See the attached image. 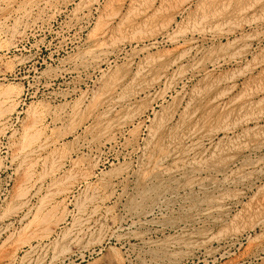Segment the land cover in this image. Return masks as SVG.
<instances>
[{
  "label": "rangeland",
  "instance_id": "374dc122",
  "mask_svg": "<svg viewBox=\"0 0 264 264\" xmlns=\"http://www.w3.org/2000/svg\"><path fill=\"white\" fill-rule=\"evenodd\" d=\"M262 220L264 0H0V264H264Z\"/></svg>",
  "mask_w": 264,
  "mask_h": 264
},
{
  "label": "bare ground",
  "instance_id": "6f19581e",
  "mask_svg": "<svg viewBox=\"0 0 264 264\" xmlns=\"http://www.w3.org/2000/svg\"><path fill=\"white\" fill-rule=\"evenodd\" d=\"M211 17V16H210ZM202 18V17H201ZM102 48V47H101ZM225 58V57H224ZM162 66V65H161ZM168 68V67H167ZM142 69V68H141ZM159 69H161V68H159ZM145 70V69H144ZM153 72V71H152ZM143 72H139L138 71V73H137V77L136 78H138V77H140V76H142L143 74H142ZM163 75V74H162ZM160 78V77H159ZM174 79V78H173ZM131 80H132V78H131ZM176 82V81H175ZM121 84H123L122 83V81H115L114 83H113V85L112 86H119V85H121ZM139 86V85H138ZM113 89V88H112ZM111 90V88L110 89H108L106 92V94H108L109 93V91ZM112 91V90H111ZM103 93H104V91H102ZM103 95V94H102ZM111 99V98H110ZM116 99V98H115ZM117 99H119V98H117ZM214 99V98H213ZM236 99V98H235ZM120 100V99H119ZM102 101H104V100H102ZM106 101V100H105ZM110 101H112V100H110ZM108 102V101H107ZM188 105V104H187ZM186 105V106H187ZM104 106H105V104H104ZM110 107V111H112L113 109H114V105H113V103L109 106ZM107 108H108V106H107ZM182 110V109H181ZM109 114V113H108ZM194 114V113H193ZM248 117V116H247ZM174 122V121H173ZM34 125V124H33ZM176 127H177V125H176ZM193 128V127H192ZM199 129H201V128H199ZM193 131V130H192ZM199 132V131H198ZM154 133V132H153ZM172 133H173V131H172ZM197 133V132H196ZM204 133V132H203ZM155 134V133H154ZM185 134V133H184ZM26 135V134H25ZM194 135H195V132H194ZM35 136V135H34ZM158 136V135H157ZM191 136V135H190ZM196 137V136H195ZM195 137H193V141H192V143H191V145L190 146H188V147H185V148H187V150H186V153L188 154V153H190V152H192V151H195L197 148H198V146H199V141H198V139L197 138H195ZM230 137V136H229ZM30 138H32V137H30ZM153 138V137H152ZM178 138V137H177ZM155 141V140H154ZM158 141H159V138L155 141V145L154 146H156V143H157V145L159 146L160 145V143H158ZM86 142V141H85ZM179 142V141H178ZM208 142V141H207ZM149 143H150V141H149ZM213 143V142H212ZM29 144V143H28ZM165 144V143H164ZM167 144V143H166ZM188 144V143H187ZM177 146V145H176ZM216 147V146H215ZM39 149V148H38ZM171 149V148H170ZM167 150V149H166ZM221 150V149H220ZM165 151V150H164ZM179 151V150H178ZM182 151H184V150H182ZM199 151V150H198ZM197 152V151H196ZM32 153V152H31ZM31 153H29V154H31ZM33 154V153H32ZM173 154H174V156H176L177 158H179V159H181V157H178L177 156V154H179L178 152H176V151H174L173 152ZM181 155V154H180ZM184 155V154H183ZM215 155V154H214ZM201 156V155H200ZM199 156V157H200ZM204 157H206V156H204ZM209 157V156H208ZM161 158V157H160ZM213 158V157H212ZM157 159H159V158H157ZM162 159V158H161ZM178 159V160H179ZM183 159V158H182ZM182 159H181V161H182ZM206 159V158H205ZM160 160V159H159ZM176 160V159H175ZM201 160H203V159H201ZM156 161V160H155ZM23 162V161H22ZM202 162V161H201ZM150 163V162H149ZM148 163V164H149ZM199 163V162H198ZM197 163V164H198ZM215 163V162H214ZM158 164V163H157ZM154 165H155V163H154ZM199 165H201V164H199ZM34 166V165H33ZM163 166H164V164H163ZM162 166V167H163ZM203 166V165H202ZM233 166V165H232ZM157 167H159V166H157ZM179 167V166H178ZM229 168V167H228ZM209 169V168H208ZM235 169V168H234ZM152 170V169H151ZM164 170V169H163ZM172 170V169H171ZM203 170V169H202ZM173 171V170H172ZM193 171H195V170H193ZM198 172V171H197ZM165 173V172H164ZM25 174V173H24ZM222 174V173H221ZM184 176V175H183ZM197 176V175H196ZM194 176L193 178H192V180H193V184L194 185H198V184H200V180H199V177L197 176ZM27 177V176H26ZM196 177V178H195ZM25 178V177H24ZM30 178V177H29ZM142 178V177H141ZM163 179V178H162ZM240 179V178H239ZM24 179H22V181H23ZM29 181V180H28ZM227 183V182H226ZM193 184H191V185H193ZM214 184V183H213ZM222 184V183H221ZM229 184V183H228ZM19 185V184H18ZM201 185L202 184H200V187H201ZM215 185V184H214ZM210 186V185H209ZM212 186V185H211ZM221 186V185H220ZM181 188V187H180ZM207 188V187H206ZM214 188V187H213ZM221 189V188H220ZM227 189V188H226ZM230 189V188H229ZM189 190V189H188ZM179 191V190H178ZM178 191H177V193H178ZM208 191V190H207ZM217 192V191H216ZM174 194V193H173ZM186 194V193H185ZM175 195V194H174ZM210 195V194H209ZM256 195V194H255ZM166 196V195H165ZM172 196V195H171ZM177 196V195H176ZM179 196H181V195H179ZM44 197V196H43ZM225 197H227V193H226V191H225V189L223 190V191H220V192H217V193H213V195L211 194L210 195V198H211V200H213V201H215L216 203H218V204H220L221 205V203H222V200H223V198H225ZM208 198V197H207ZM171 199V198H170ZM209 199V198H208ZM141 200V199H140ZM151 201V200H150ZM163 201V200H162ZM184 201H186V200H184ZM188 201V200H187ZM189 202V201H188ZM226 202V201H225ZM83 203V202H82ZM93 203V202H92ZM206 203V202H205ZM25 204V203H24ZM40 204V203H39ZM123 204V203H122ZM179 205V204H178ZM191 205V204H190ZM182 206V205H181ZM236 206V205H235ZM158 207V206H157ZM189 207H191V206H189ZM188 207V208H189ZM220 207V206H219ZM218 205H213V204H205V206H203V207H201V209L199 210L200 212H199V215L201 216V217H203L204 215H207V214H209V213H212L213 211H217L218 210ZM64 208V207H63ZM159 209V208H158ZM185 209V208H184ZM197 209V208H196ZM81 211V210H80ZM151 212V211H150ZM160 212V211H159ZM27 213V212H26ZM37 213V212H36ZM108 213V212H107ZM147 213H148V211H147ZM146 213V214H147ZM198 213V212H197ZM217 213V212H216ZM50 214V213H49ZM64 214V213H63ZM106 214V213H105ZM150 214V213H149ZM163 214V213H162ZM153 215H154V213H153ZM87 216V215H86ZM145 216V215H144ZM164 216V215H163ZM194 216H196V215H194ZM227 216V215H226ZM36 216H34L33 218H35ZM48 217V216H47ZM197 217V216H196ZM215 217V216H214ZM37 218H38V216H37ZM99 218V217H98ZM220 218H221V216H220ZM224 218V217H223ZM222 218V219H223ZM45 219V218H44ZM122 219V218H121ZM77 220V219H76ZM81 220V219H80ZM147 220V219H146ZM203 220H205V219H203ZM34 221V220H33ZM199 221V220H198ZM262 221H264V220H262ZM42 222V221H41ZM48 222V221H47ZM46 222V223H47ZM85 222H87V221H85ZM85 222H83V223H85ZM126 222V221H125ZM225 222V221H224ZM44 223V222H43ZM119 223V222H118ZM187 223V222H186ZM185 223V224H186ZM193 223V222H192ZM223 223V222H222ZM145 224V223H144ZM209 224V223H208ZM261 224V223H260ZM26 225V224H25ZM54 226V225H53ZM56 226V225H55ZM140 226V225H139ZM187 227V226H186ZM228 227V226H227ZM89 228V227H88ZM189 228V227H188ZM74 229V228H73ZM185 232L187 231V229L184 227V228H182ZM223 229H225V228H223ZM238 229V228H237ZM82 230V229H81ZM89 230V229H88ZM52 231V230H51ZM43 232H45V231H43ZM49 232V231H48ZM80 232V231H79ZM220 232V231H219ZM239 232V231H238ZM173 233V232H172ZM191 233V232H190ZM194 233V232H193ZM207 233H209V232H207ZM78 234V233H77ZM184 234H186V233H184ZM183 234V235H184ZM189 234V233H188ZM187 234V235H188ZM201 234V233H200ZM205 234V233H204ZM212 234V233H211ZM225 234V233H224ZM168 235V234H167ZM192 235V234H191ZM77 236V235H76ZM203 236V235H202ZM215 236V235H214ZM172 237V236H171ZM170 237V238H171ZM186 237V236H185ZM76 238V237H75ZM30 240V239H29ZM29 240H27V241H25V243H29ZM143 240V239H142ZM178 240H179V238H178ZM181 240V239H180ZM187 240V239H186ZM199 240V239H198ZM197 241V240H196ZM201 241H202V239H201ZM205 241V240H204ZM179 242V241H178ZM199 242V241H198ZM203 242V241H202ZM176 243H177V241H176ZM197 243V242H196ZM195 243V244H196ZM21 245V244H20ZM177 245V244H176ZM186 245H189V244H187L186 243ZM192 245H193V243H192ZM17 247H18V245H17ZM198 247H200V246H198ZM32 248V247H31ZM208 248V247H207ZM198 249V248H197ZM204 249V248H203ZM36 250V249H35ZM145 251V250H144ZM177 252V251H176ZM63 253H64V251H63ZM45 254V253H44ZM65 254V253H64ZM148 254V253H147ZM56 257V256H55ZM215 257V256H214ZM54 258V257H53ZM52 259V258H51ZM56 259V258H55ZM54 260V259H53Z\"/></svg>",
  "mask_w": 264,
  "mask_h": 264
}]
</instances>
